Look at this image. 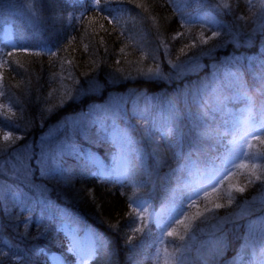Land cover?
Here are the masks:
<instances>
[{
    "label": "trees",
    "instance_id": "trees-1",
    "mask_svg": "<svg viewBox=\"0 0 264 264\" xmlns=\"http://www.w3.org/2000/svg\"><path fill=\"white\" fill-rule=\"evenodd\" d=\"M197 2L220 13L227 27L189 26ZM59 5L71 10L65 20L81 13L79 23L58 26ZM6 29L12 42L1 37ZM192 60L204 67L177 76L178 66ZM154 70L171 76L165 88L124 80ZM0 81V180L21 192L6 207L0 200V264L79 262L70 236L47 230L41 216L49 206L85 231L82 244L87 231L94 234L91 264H164L167 248L174 264H264V176H243L231 204L214 198L209 209L183 207L210 163L219 165L235 148L233 128L244 125L242 117L253 116L264 135V0H0ZM144 86L159 89L150 91L157 96H147L128 140L116 142L128 152V179L102 178L92 167L93 155L103 158L99 171L115 169L118 157L116 143L93 133L55 171L41 174L39 141L50 126L103 103L115 89ZM165 124L177 132L155 133ZM208 193L199 206L212 198ZM145 197L157 209L184 208L200 224L182 234L178 223H140L136 208ZM243 206L248 215L238 219ZM211 244L217 249L206 256L202 249Z\"/></svg>",
    "mask_w": 264,
    "mask_h": 264
},
{
    "label": "rangeland",
    "instance_id": "rangeland-1",
    "mask_svg": "<svg viewBox=\"0 0 264 264\" xmlns=\"http://www.w3.org/2000/svg\"><path fill=\"white\" fill-rule=\"evenodd\" d=\"M212 15L213 14H210L209 12L204 13L201 15V19L206 23L216 22L217 19ZM6 36L9 41H13L11 30L6 31ZM203 67V63L192 60L183 63L180 67V71L182 73L198 72ZM149 104L150 97L144 95L137 96L134 99H129V95H113L107 101L93 105L88 113L79 112L78 114L67 117L61 123L50 126L41 136L39 141L41 157L38 162L41 174L53 172L60 167L79 138L87 139L91 133L104 130L108 125H111L114 128L112 135L116 139L115 143L118 142L117 140L121 135L124 134L125 136H128V133H131L129 132V129L125 127L124 124L121 126V124L117 123L118 120L124 116V113L122 112L129 108L132 110L144 109V105L148 107ZM242 118L244 125L242 127L233 128L232 137L235 143V148L230 151L229 155L219 165L215 166L210 163L204 179L188 193L183 207L191 208L189 213L192 209H195L194 211H196L200 207L209 209L211 205H214V198L231 204L235 195H237V192H235L237 189V182H240L243 176L246 181H254L257 180V177L264 176V135L261 134L260 127H258L257 123L254 121L253 116ZM159 129H162L161 132L163 135L167 133L174 135L177 132L176 129L168 126V124H165ZM116 145L118 147L116 168L108 169L104 167L102 173L104 175L115 173L119 178L126 180L129 178L130 172L128 152L119 143H116ZM28 152L29 149L27 150V153ZM3 168L6 169L5 163L1 165L0 171H2ZM234 169L238 170L236 174L240 176H235L233 180L231 179L229 181V184L227 182V177ZM180 174L181 173L179 172L178 175ZM206 193H208L206 199L210 197L212 198L207 203L203 202V204L199 206L203 199L200 203H198V200ZM20 195L21 192L16 189L14 190L10 184L0 180V200L3 202L4 207H6V202H8L10 198ZM38 195L37 199L40 202H43L45 200V198L42 197L43 194L38 192ZM168 202L170 205L171 200H168ZM54 208L55 207L49 206L42 213L41 217L46 219L48 226L52 225L56 221V218L64 220L67 218L62 212L61 215L56 217ZM173 209L174 208H169L168 206H160L157 209L155 203H152L150 199L145 197L142 200L141 205L136 208L137 219L140 223L143 221H152L156 223L166 222L172 223V225L178 223L179 227L183 229L175 232H181L182 234L186 233L184 231H189L196 225L200 224L198 223L197 217H192V215L189 216L186 214L184 208L182 210ZM245 209L246 206L239 209L237 214L238 219H244L247 217L248 214H246L247 211H245ZM177 228L178 227H176L175 230H177ZM84 232L85 231L79 230L77 227L69 230V236L80 256L77 264H91L95 255L94 246L97 241H95L94 234L87 231V244H82L81 240L83 239ZM216 249V245L211 244L210 246H205V248L203 247L202 252L208 256V254ZM173 252V248L166 249L164 264H174ZM56 264L59 263L56 262ZM205 264L208 263L205 261Z\"/></svg>",
    "mask_w": 264,
    "mask_h": 264
},
{
    "label": "bare ground",
    "instance_id": "bare-ground-1",
    "mask_svg": "<svg viewBox=\"0 0 264 264\" xmlns=\"http://www.w3.org/2000/svg\"><path fill=\"white\" fill-rule=\"evenodd\" d=\"M202 3V2H201ZM201 3H198V6L195 10V14L194 16L188 18V25L189 26H194V27H198V28H202V29H205L207 31H213V32H220V31H223L226 27H227V24H226V20L225 18L220 14L218 13L217 11L213 10V9H210V8H206L205 6H203ZM57 15H58V23L57 25L58 26H62L63 24H65L64 26L65 27H73L74 25H77L79 23V21L81 20L82 18V14L81 13H77V14H74V15H71V17L67 18L65 20V15L67 16V13L71 12L70 9H67L65 6L63 5H59L57 6ZM209 12L210 14H213L212 16H214L217 21L216 22H210V23H206L204 22L202 19H201V15L204 14V13H207ZM200 16V17H199ZM7 31V29H6ZM6 31H2L1 33V37L5 40H8V37L6 36ZM148 50V49H147ZM182 65L178 66L177 68V76H185V75H189V74H192V73H182L180 71V67ZM176 69V68H175ZM146 79V80H149V81H155V82H159V83H162V88L164 87L165 88V84L166 82H168L169 80H171V76L161 72V71H157V70H154V71H151V72H148V73H145V72H142V73H138L136 76L134 77H128V78H125V82H127V80L129 79V83H135V81L139 80V79ZM100 80V78H95V79H91V84L93 86V88L96 87V83H99L98 81ZM113 88H118L116 87L117 85L116 84H112ZM143 88L142 90H132V91H127L125 89H115L116 91H114V94H112L111 96L113 95H129V99H134L136 98L137 96H141V95H144V96H151L152 98H155L157 96V93H151L150 91L152 92H158L159 89H156V90H153L149 87H141ZM110 96V97H111ZM108 97V99L110 98ZM107 99V100H108ZM106 100V101H107ZM105 102V101H104ZM95 104H98V103H94V104H90V105H87L86 107L83 108L82 111H79L80 113L81 112H89V110L93 107V105ZM146 105H144V109H126L124 110L122 113H124V116L123 118L119 119L117 123L121 124V126L124 124L125 127H127L129 129V132H130V128H131V122H132V119L134 117L140 119L142 117V115L144 114L145 110H146ZM78 114V113H76ZM74 114H71V115H68L66 117H63L62 120H60L58 123H61L62 121H64V119H66L67 117L69 116H72ZM57 123V124H58ZM117 123H114V124H117ZM113 127L111 125H108L104 128V130H101L99 132H96V133H93L92 134V138L93 139H101V137H105L106 138V145H111L113 143H115L116 139L115 137H113ZM162 129H156L155 130V133H157L158 135L160 136H172L170 134H162ZM130 133H128V136H129ZM128 136H125L124 134L121 135V137L117 140V141H127ZM80 140V138H79ZM96 146H95V143H94V146L92 148L89 149V153L91 151H95L96 150ZM73 149V148H72ZM71 149V151H72ZM70 151V153H71ZM41 157V148H39L38 150V161ZM101 161H103V158H101V156H96V155H93L91 157V164H92V167L94 166L95 168L99 169L100 170V165H101ZM90 169V168H88ZM98 171V174L102 177V178H110L112 174L110 175H104L102 173V171ZM58 213V212H57ZM55 212V215L57 214ZM64 214V213H62ZM58 215H61V212L58 214ZM65 215V214H64ZM32 217V214L30 215ZM58 217V216H57ZM61 228V230L63 229V235H67L69 236V230L70 229H73L74 227H77L76 224H71L68 220H64V219H61V218H56V221L50 225V226H47V230H52L53 228ZM59 255V254H58ZM58 260H60V258L57 257Z\"/></svg>",
    "mask_w": 264,
    "mask_h": 264
},
{
    "label": "snow or ice",
    "instance_id": "snow-or-ice-1",
    "mask_svg": "<svg viewBox=\"0 0 264 264\" xmlns=\"http://www.w3.org/2000/svg\"><path fill=\"white\" fill-rule=\"evenodd\" d=\"M97 3H99V0H97ZM225 7H227V5H225ZM205 42H207V41H205ZM240 87H243V85H240ZM249 100H251V97H249ZM8 138L9 137L7 135L4 137L5 140H7ZM257 179H260V177H257ZM243 190H244L243 188L239 189V191H241V192H243ZM220 206L221 205H219V204L216 205V207H220ZM174 234H175L174 232L168 233L169 236H173ZM181 239H183V237H181Z\"/></svg>",
    "mask_w": 264,
    "mask_h": 264
}]
</instances>
